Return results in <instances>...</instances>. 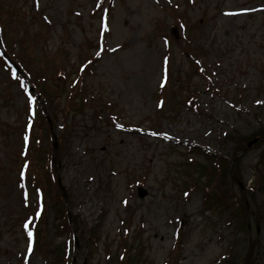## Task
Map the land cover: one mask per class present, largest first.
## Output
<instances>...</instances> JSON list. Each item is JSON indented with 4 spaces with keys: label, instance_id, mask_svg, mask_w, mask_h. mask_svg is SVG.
<instances>
[{
    "label": "rangeland",
    "instance_id": "obj_1",
    "mask_svg": "<svg viewBox=\"0 0 264 264\" xmlns=\"http://www.w3.org/2000/svg\"><path fill=\"white\" fill-rule=\"evenodd\" d=\"M16 1L21 14L2 12L7 40L27 69L48 77L58 119L51 142L38 146L31 163L43 149L49 161L61 138V116L70 123L40 220L47 245L35 247V220H22L35 209L37 222L44 205L12 167L19 164L18 129L32 99L25 79L0 61V264H114L120 246L135 264H243L244 255L264 264V165L258 164L264 149V6L254 8L264 0ZM245 7L254 13L223 14ZM83 61L90 64L73 85ZM77 98L91 101L77 110ZM39 103L47 113L44 100ZM145 129L167 131L173 139L150 137ZM207 152L234 158L244 200L230 176L216 184L229 206H218L217 186L205 199L207 176L196 174L193 164L207 167ZM57 179L79 221L68 258L63 238L72 229L53 210Z\"/></svg>",
    "mask_w": 264,
    "mask_h": 264
},
{
    "label": "bare ground",
    "instance_id": "obj_2",
    "mask_svg": "<svg viewBox=\"0 0 264 264\" xmlns=\"http://www.w3.org/2000/svg\"><path fill=\"white\" fill-rule=\"evenodd\" d=\"M162 136H163L164 138H167V137L169 136V133H168V132H164V133L162 134Z\"/></svg>",
    "mask_w": 264,
    "mask_h": 264
},
{
    "label": "trees",
    "instance_id": "obj_3",
    "mask_svg": "<svg viewBox=\"0 0 264 264\" xmlns=\"http://www.w3.org/2000/svg\"><path fill=\"white\" fill-rule=\"evenodd\" d=\"M242 145H244V144H242ZM253 261H251L250 262V260L248 259V260H246L245 262H244V264H250V263H252Z\"/></svg>",
    "mask_w": 264,
    "mask_h": 264
},
{
    "label": "snow or ice",
    "instance_id": "obj_4",
    "mask_svg": "<svg viewBox=\"0 0 264 264\" xmlns=\"http://www.w3.org/2000/svg\"><path fill=\"white\" fill-rule=\"evenodd\" d=\"M28 235H29V239H31V233H29Z\"/></svg>",
    "mask_w": 264,
    "mask_h": 264
}]
</instances>
